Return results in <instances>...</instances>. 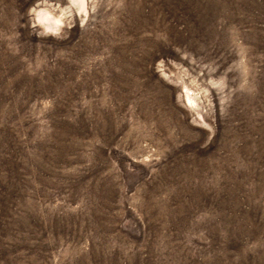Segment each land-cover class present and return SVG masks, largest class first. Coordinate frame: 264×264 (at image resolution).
Masks as SVG:
<instances>
[{"label": "rangeland", "instance_id": "rangeland-1", "mask_svg": "<svg viewBox=\"0 0 264 264\" xmlns=\"http://www.w3.org/2000/svg\"><path fill=\"white\" fill-rule=\"evenodd\" d=\"M0 264H264V0H0Z\"/></svg>", "mask_w": 264, "mask_h": 264}, {"label": "bare ground", "instance_id": "bare-ground-1", "mask_svg": "<svg viewBox=\"0 0 264 264\" xmlns=\"http://www.w3.org/2000/svg\"><path fill=\"white\" fill-rule=\"evenodd\" d=\"M188 102L190 103L191 106L193 107L196 106L194 98H192L190 94H188Z\"/></svg>", "mask_w": 264, "mask_h": 264}]
</instances>
